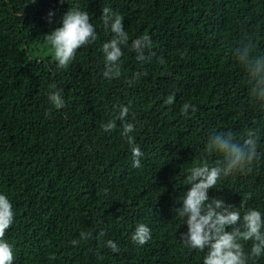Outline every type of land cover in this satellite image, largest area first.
I'll use <instances>...</instances> for the list:
<instances>
[{
	"label": "trees",
	"instance_id": "16d2710c",
	"mask_svg": "<svg viewBox=\"0 0 264 264\" xmlns=\"http://www.w3.org/2000/svg\"><path fill=\"white\" fill-rule=\"evenodd\" d=\"M74 6L89 14L97 39L61 69L45 35ZM104 7L123 17L129 36L119 79L102 75V44L112 38ZM144 34L152 47L141 62L129 48ZM249 40L264 54V0H0V194L14 213L5 233L13 264H203L207 249L183 244L186 225L174 207L188 170L221 159L205 152L214 131L259 132L251 170L222 176L208 195L236 207L250 196L245 207L264 218V107L251 100L231 54ZM53 84L63 108L48 100ZM185 103L196 111L185 114ZM120 105L136 124L138 168L122 122L101 128ZM140 223L151 230L142 246L131 240ZM247 264H264V255Z\"/></svg>",
	"mask_w": 264,
	"mask_h": 264
},
{
	"label": "clouds",
	"instance_id": "9594fccd",
	"mask_svg": "<svg viewBox=\"0 0 264 264\" xmlns=\"http://www.w3.org/2000/svg\"><path fill=\"white\" fill-rule=\"evenodd\" d=\"M48 15L51 22L54 13L50 12ZM101 21L112 33V38L102 44V75L108 80L119 79L122 76L121 58L124 55L121 45L127 44L129 36L124 30L123 17L110 7L102 9ZM45 39L51 45L57 66L63 69L71 63L79 48L91 44L97 36L89 14L74 6L65 12L60 26L47 33ZM151 47V37L144 34L131 41L129 51L135 52L136 59L143 62L146 59L145 49ZM255 48L251 40L246 43L241 41L231 54L245 74L251 100L264 107V54H257ZM141 75L139 72L133 73L127 82L132 84ZM55 88L54 84L50 86L48 100L55 108H63L65 100L60 90L53 91ZM171 99L169 97V102ZM189 108L196 111L195 106L189 103L183 105L182 111L187 114ZM129 111L128 106H118L113 118L103 123L101 128L109 132L116 129L117 120L122 122L121 137L130 149L132 166L138 168L141 166L140 158L143 153L132 135L136 131V124L127 122ZM132 120H135L134 114ZM259 141L260 134L255 128H246L238 134L231 130L212 132L205 143V152L216 153L221 159L214 165H209L204 160L200 165L191 167L185 178L186 190L176 196L175 215L181 218L182 225H186V231L180 233V239L188 248L201 252L207 249L203 264H247L250 259L264 255V218L259 210L245 207L250 196H246L240 206L236 207L220 197L208 195L222 176L251 170L259 159ZM13 216L10 200L6 195L0 194V264H13L12 246L5 240V233L13 223ZM100 235L104 233L101 232ZM80 237L86 240L89 234L81 232ZM150 239V228L143 223L137 224L131 240L142 246ZM248 241L252 242L250 252H246L244 247ZM70 243L78 245L80 241L73 239ZM106 246L112 252L119 251L118 245L112 240L106 241Z\"/></svg>",
	"mask_w": 264,
	"mask_h": 264
}]
</instances>
